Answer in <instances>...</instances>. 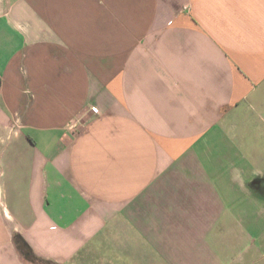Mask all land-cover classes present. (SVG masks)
I'll return each mask as SVG.
<instances>
[{"label":"crops","instance_id":"0c3cea01","mask_svg":"<svg viewBox=\"0 0 264 264\" xmlns=\"http://www.w3.org/2000/svg\"><path fill=\"white\" fill-rule=\"evenodd\" d=\"M0 264H264V0H0Z\"/></svg>","mask_w":264,"mask_h":264},{"label":"built area","instance_id":"2783aa9c","mask_svg":"<svg viewBox=\"0 0 264 264\" xmlns=\"http://www.w3.org/2000/svg\"><path fill=\"white\" fill-rule=\"evenodd\" d=\"M90 111H91L92 113H97V109L94 108V107L90 108ZM76 127H77L76 124H72V125L70 126V129L74 130Z\"/></svg>","mask_w":264,"mask_h":264}]
</instances>
